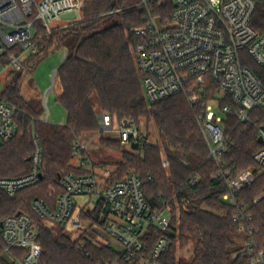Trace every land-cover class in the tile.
<instances>
[{
    "label": "trees",
    "instance_id": "1",
    "mask_svg": "<svg viewBox=\"0 0 264 264\" xmlns=\"http://www.w3.org/2000/svg\"><path fill=\"white\" fill-rule=\"evenodd\" d=\"M122 2L86 0L81 20L52 31L41 22L36 23L38 51L27 58L22 70L10 73L2 93L6 101L17 107L18 135L0 146V177H17L30 169L34 134L43 148L42 177L15 195L0 191V223L18 212L31 215L42 246L41 264H98L118 258L110 245L97 243L96 230L73 239L63 227L50 226L37 217L32 203L43 198L53 207L63 192L59 175L70 171L89 173L73 164V153L84 134L101 130L99 114H109L119 124L131 121L139 128L145 119L147 123L154 122L161 143L151 144L145 136V142L134 147L139 154L122 151V160L108 181L124 179L133 172L142 179L152 207H160L161 193L170 202L172 221L165 232L169 242L161 263L249 264L244 256L232 260V254L240 247L236 240L240 227L233 219L234 207L223 199L229 192L226 178L212 177L219 166L208 158L209 149L197 121L198 107L185 94L153 104L147 101L135 53L138 37L133 32L144 24L146 12L135 6L124 7ZM255 19L257 29L264 31V9L260 8ZM57 49L66 53L56 72L61 87L57 100L65 109V124L48 122L44 118L43 99L39 95L26 98L21 90L23 70L32 72ZM243 62L264 87V66L247 51L243 52ZM251 117L252 123H240L229 115L226 131L233 145L224 155V164L235 176L248 169L256 176L255 182L236 197L253 213L254 239L264 249V197L255 203L264 193V170L254 160V154L262 147L259 127L264 126V106L253 110ZM100 142L117 150L121 145L119 140L110 138L102 137ZM82 152L86 154L85 149ZM165 156L169 159L168 167L163 165ZM194 173L199 179L189 184ZM159 236L156 229L151 230L146 238V255ZM186 245L192 246L193 255L178 256V247ZM3 254L0 236V264H8Z\"/></svg>",
    "mask_w": 264,
    "mask_h": 264
},
{
    "label": "built area",
    "instance_id": "2",
    "mask_svg": "<svg viewBox=\"0 0 264 264\" xmlns=\"http://www.w3.org/2000/svg\"><path fill=\"white\" fill-rule=\"evenodd\" d=\"M85 1L0 0V84L5 78L10 80L11 72L22 70L27 58L37 53V22L52 31L57 21H79ZM133 6L146 12L144 24L133 32L138 37L135 53L147 101L153 104L185 94L198 107L197 121L209 149L208 158L219 166L212 177L226 178L229 192L223 199L234 207L233 219L245 239L232 254V260L244 256L249 264H264V249L254 239V215L236 197L255 182L256 176L251 169L235 176L224 164V155L233 145L226 131L229 115H234L240 123H252V111L264 106V87L243 62V52L247 51L264 66V31L255 26L257 13L264 9V0H139L129 7ZM70 12H75L77 18L64 19L63 15ZM2 93L0 146L18 135L17 107L6 101ZM102 114L101 129L117 132L122 145L134 148L145 142L143 131L134 123L125 127L123 122L119 130H114L111 116ZM259 130L262 147L254 154V160L264 170V129L259 127ZM33 139L35 149L30 169L17 177H0V191L15 195L40 181L43 148L38 136L34 134ZM82 150L84 146L77 144L74 159L79 161L78 167L88 169L89 173L70 171L62 175L63 192L55 205L52 207L45 199L36 198L32 203L34 214L69 233L90 228L106 233L117 246L110 245L118 258L98 264H162L169 242L165 232L172 221L168 199L161 193L160 207H152L143 181L135 173L114 182L108 181L113 171L99 177L93 166H87L88 157ZM163 165L169 166L167 156ZM198 179L199 175L194 173L189 184H195ZM80 197L87 198L81 205L77 202ZM263 197L264 193L255 203ZM153 229L160 236L146 255V238ZM0 236L4 254L12 258L10 263L6 261L8 264H41L42 246L31 215L21 212L6 217L0 223Z\"/></svg>",
    "mask_w": 264,
    "mask_h": 264
},
{
    "label": "rangeland",
    "instance_id": "3",
    "mask_svg": "<svg viewBox=\"0 0 264 264\" xmlns=\"http://www.w3.org/2000/svg\"><path fill=\"white\" fill-rule=\"evenodd\" d=\"M139 0H123L122 6L129 7L138 3ZM71 22L69 21H57L52 25L53 29L67 27ZM65 51L63 49H57L54 52L48 54L35 69L31 72L28 69L23 70V80L21 83L22 94L26 98L39 95L43 99L45 106L44 118L51 123H61L65 124L67 121V115L62 104L57 100L59 94L61 93V87L59 82L56 80V70L62 64V58ZM9 82L8 78L3 79L0 84V93H2ZM121 124L114 121V130H119ZM140 129L143 131V135L148 137V142L151 144H160L161 140L159 138L158 130L154 122L147 123L145 119L142 120ZM110 138L118 140L117 132L109 133L102 129L94 133H86L83 136L82 141L84 142L86 156L88 157L89 168H94L96 174L99 177H104L108 172L114 171L117 164L122 160V151L132 152L139 154V150H135L130 146L120 145V149L108 148L101 144V138ZM87 150V151H86ZM87 198L80 197L77 198V202L81 205L85 202ZM50 225V224H48ZM51 226V225H50ZM99 229V228H98ZM92 230L91 228L85 232H67L73 239H77L84 235L87 231ZM99 237L97 236V243H102L106 245H111L116 248V244L111 240V238L101 231L100 229ZM238 246H242L245 239L243 237V232L236 238ZM193 255L192 246L186 245L184 247H178V256L191 257Z\"/></svg>",
    "mask_w": 264,
    "mask_h": 264
},
{
    "label": "water",
    "instance_id": "4",
    "mask_svg": "<svg viewBox=\"0 0 264 264\" xmlns=\"http://www.w3.org/2000/svg\"><path fill=\"white\" fill-rule=\"evenodd\" d=\"M63 18L68 19V20H73V19L77 18V14L75 12L66 13L63 15ZM157 21L161 25V18H158ZM99 118L102 119L103 114H99ZM132 124H133V122H131V121H128V120L124 121L125 127H130ZM263 129H264V126H263ZM260 141L262 142V137H260ZM29 160H31V158H29ZM130 174L132 175L133 172H131ZM59 179H61L60 175H59ZM20 213L21 212H18L17 214H20ZM3 258L9 263L12 261V258L8 254H3Z\"/></svg>",
    "mask_w": 264,
    "mask_h": 264
},
{
    "label": "crops",
    "instance_id": "5",
    "mask_svg": "<svg viewBox=\"0 0 264 264\" xmlns=\"http://www.w3.org/2000/svg\"><path fill=\"white\" fill-rule=\"evenodd\" d=\"M65 55H66V53H64V55H63V58H62V62H63V60H64V58H65ZM58 124H61V123H58ZM86 134H84L83 136H85ZM83 138V137H82ZM82 138H81V144L84 146V142L82 141ZM84 149H86L85 148V146H84ZM87 151V150H86ZM86 154H87V152H86ZM73 164L75 165V166H78V163H79V161L77 160V159H73ZM244 236V235H243ZM99 237V236H98Z\"/></svg>",
    "mask_w": 264,
    "mask_h": 264
}]
</instances>
